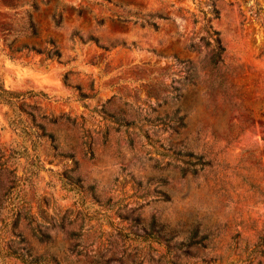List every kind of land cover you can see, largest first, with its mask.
<instances>
[{"label":"rangeland","instance_id":"obj_1","mask_svg":"<svg viewBox=\"0 0 264 264\" xmlns=\"http://www.w3.org/2000/svg\"><path fill=\"white\" fill-rule=\"evenodd\" d=\"M0 81V264H264V0H0Z\"/></svg>","mask_w":264,"mask_h":264},{"label":"trees","instance_id":"obj_2","mask_svg":"<svg viewBox=\"0 0 264 264\" xmlns=\"http://www.w3.org/2000/svg\"><path fill=\"white\" fill-rule=\"evenodd\" d=\"M209 40L208 43L210 44V56H209V61L213 64H219L223 60V53H224V46L221 42V39L219 37V32L215 29H213L210 26L209 29ZM57 52V50H56ZM18 94L13 91L9 90L4 87L3 83L0 81V102H4L7 104H14L16 102ZM87 146L90 149L91 143L88 141Z\"/></svg>","mask_w":264,"mask_h":264}]
</instances>
